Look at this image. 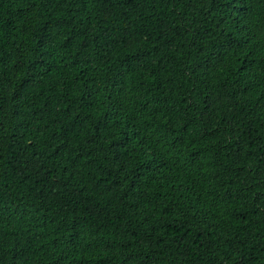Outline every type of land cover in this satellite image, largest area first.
I'll list each match as a JSON object with an SVG mask.
<instances>
[{
    "label": "trees",
    "instance_id": "16d2710c",
    "mask_svg": "<svg viewBox=\"0 0 264 264\" xmlns=\"http://www.w3.org/2000/svg\"><path fill=\"white\" fill-rule=\"evenodd\" d=\"M0 264H264V0H0Z\"/></svg>",
    "mask_w": 264,
    "mask_h": 264
}]
</instances>
